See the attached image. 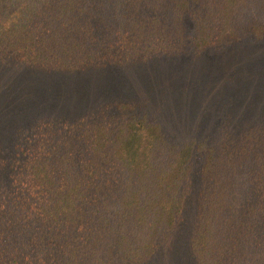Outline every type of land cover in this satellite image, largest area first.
<instances>
[{"label":"trees","instance_id":"obj_1","mask_svg":"<svg viewBox=\"0 0 264 264\" xmlns=\"http://www.w3.org/2000/svg\"><path fill=\"white\" fill-rule=\"evenodd\" d=\"M246 36L264 0H0V264H264V116L173 143L67 83Z\"/></svg>","mask_w":264,"mask_h":264},{"label":"rangeland","instance_id":"obj_2","mask_svg":"<svg viewBox=\"0 0 264 264\" xmlns=\"http://www.w3.org/2000/svg\"><path fill=\"white\" fill-rule=\"evenodd\" d=\"M67 83L84 89L83 96L93 95V101L110 94L135 98L136 113L157 121L173 143L191 135L232 131L251 123L254 116H264V36H246L221 52L159 56L97 69L88 76L76 73ZM183 239L178 244H184ZM182 261L160 252L146 264Z\"/></svg>","mask_w":264,"mask_h":264}]
</instances>
